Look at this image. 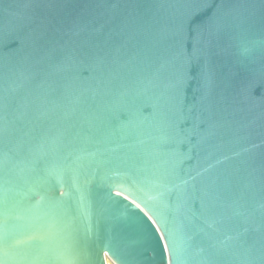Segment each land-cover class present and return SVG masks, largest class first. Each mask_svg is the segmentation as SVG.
Here are the masks:
<instances>
[{"label":"water","instance_id":"95a60500","mask_svg":"<svg viewBox=\"0 0 264 264\" xmlns=\"http://www.w3.org/2000/svg\"><path fill=\"white\" fill-rule=\"evenodd\" d=\"M0 264H264V0H0Z\"/></svg>","mask_w":264,"mask_h":264}]
</instances>
